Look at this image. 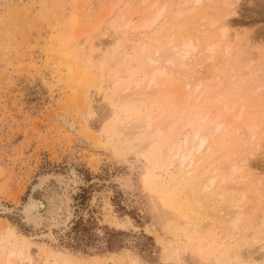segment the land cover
Instances as JSON below:
<instances>
[{"label": "rangeland", "instance_id": "1", "mask_svg": "<svg viewBox=\"0 0 264 264\" xmlns=\"http://www.w3.org/2000/svg\"><path fill=\"white\" fill-rule=\"evenodd\" d=\"M161 7L152 27L137 28ZM204 16L199 47L215 41L218 47L194 77L204 97L195 107L200 116L210 113L201 124L232 120L235 112L215 110L220 102L240 104L241 93L247 106L234 126L260 122L264 0H0V204L14 210L0 214V264L10 253L12 264H229L235 250L247 264H264V221L258 224L252 189L218 179L203 198L196 186L198 177L230 159L232 131L214 137V150L164 195L148 193L144 184L147 172L149 178L150 172L163 175L153 163L163 148L158 154L156 144L146 145L147 132L128 129L147 118L162 127L181 108L178 93L169 92L177 80L150 86L155 66L142 60L143 52L177 42L188 24ZM120 57L123 63L114 65L112 58ZM186 103L185 118L195 109ZM161 130L166 145L175 131ZM125 138L140 144L131 149L136 141ZM258 141L251 170L262 186L264 136ZM175 171L174 162L168 176ZM70 172L81 183L70 191L72 220L54 240L38 239L41 233L19 216L27 195L40 176ZM116 177L126 179L125 188ZM244 192L242 214L231 227L229 204ZM168 197L180 215L164 213Z\"/></svg>", "mask_w": 264, "mask_h": 264}, {"label": "bare ground", "instance_id": "2", "mask_svg": "<svg viewBox=\"0 0 264 264\" xmlns=\"http://www.w3.org/2000/svg\"><path fill=\"white\" fill-rule=\"evenodd\" d=\"M145 1L146 0H143V2ZM194 2L197 3L199 0H194ZM162 11L163 8L161 7L153 16L143 19L137 28L148 29L152 27L153 24L159 20ZM205 17L206 16L196 23L188 24L177 42L173 43L170 41L164 46L158 47L152 51L145 50L143 52L144 55L142 60L155 66L152 72V78L150 79V86L157 85L156 81L159 79L164 80V82L161 83L162 87L165 86L166 81L169 79L177 80L178 83L171 86L169 92L178 93L177 97L179 98V102H182L180 103L181 108L166 116L163 120L162 127H153L152 120L147 118L142 122H135L136 124H132L128 129L131 130L130 133L132 132V134L134 132H136V134L147 132V137L145 139V142L147 143L146 145L151 147L156 144L155 150L158 154L162 152V150H158V148H163V157L158 156L162 157L160 159L154 158L153 163L159 162L155 168L164 176H155L150 172L151 177L155 178V183H153L151 177L149 178L148 172L147 176L144 177L146 191L148 193L157 192L160 194L168 192L169 188H172L176 182L189 176L192 171L195 170L194 166L201 163L203 154L208 150H214L216 145L214 137L218 136L225 130L232 131V138L230 139L234 145L230 150V159L225 161V164L222 167L215 168L210 174L206 173L198 177V183L196 186L201 188V192L204 194L203 198H206L205 195L211 192L215 181L218 179H221L222 182L224 180L230 182L231 186L236 189H242L243 191H247L249 188L252 189L251 197L256 201L255 207L259 210L256 218H260L261 220L258 224H262L264 221V183L260 186L261 180H259V173H256V171L253 173L251 170L253 169L251 159L255 156L253 152L261 148L258 138L264 136V118L258 123H248L238 127L234 126L235 122L241 117L243 109L247 106L245 95L241 93L238 97L240 104L236 103L234 100L233 102H220L216 107V114L219 111L221 112V110L227 111V113L235 112V117H233L232 120H229L228 123L223 120L217 122L215 117L211 122L207 121L206 125L201 124L202 122L204 123L207 115H210V113L208 114L206 112L203 116H200L197 108L204 100V97L199 90V80L194 77L195 73L198 72V69H203L210 64L211 56L218 47V41L206 45L205 48L199 47V43L204 40L202 27L206 24L204 21ZM229 51L230 48L227 46H224L222 49L223 55L226 57L229 55ZM112 60L114 65L119 66L123 63L124 59L123 57H120L119 59L112 58ZM113 80H116V76ZM140 84L141 82L137 85L140 86ZM261 87L262 85L258 84L255 88V92H258ZM186 100L187 102L190 101L189 104L191 108L197 106L195 109L189 108L190 110H193V112L191 111L192 114L186 113V118L191 116L189 117V119L191 118L190 120L186 119L185 116L182 117L181 114V110L183 109L182 104H186L187 107L189 106L186 103ZM236 105L238 106L237 109H235ZM187 107L185 108L187 109ZM192 119L195 120L193 121ZM161 129H165L167 132L175 131V135L169 136L170 138L166 140L168 141L167 143L165 141L166 145H164L163 142L164 138H167L168 135L163 134ZM130 133L126 132L125 137H128ZM133 138L130 139L136 142L132 141L133 144H131V149L140 144V142H137L138 139ZM130 139L125 138L124 143ZM174 162L176 164L174 176H168V167L173 166ZM74 173L75 172H70L68 176L62 174H44L40 176L31 187L27 195L26 204L19 212V216L27 225H30L34 231L38 230L41 233L39 234L41 236L35 235L38 239L41 238L44 240L46 239L47 241H52L56 236L55 234H57L55 232L63 233V231L65 232L67 230L73 217L70 191L80 183L79 178ZM115 180L122 189L125 188L126 179L124 177H116ZM221 181H219V183ZM245 192L242 197H240V200H232L231 204H229V207L233 208V211L231 212L233 220L229 223L231 227L235 226V219H238L242 214L240 202L245 197ZM171 200L172 197H168L166 200L167 202L165 201L166 204L163 206L164 213L167 214V210H169L170 215H176L177 213L180 215L179 211L173 207ZM209 202L211 205H214L218 200H216L215 197V199H212ZM12 212H14L13 209L0 204V214H8ZM213 212L222 217L220 211ZM185 220V222L189 221L187 219ZM177 250L179 252L180 249ZM29 251L30 250H27V256L30 254ZM38 251L44 253V248L41 247ZM11 255H13V253H10L8 256L6 260L7 264H12ZM230 257L231 262L229 264H247L246 258L244 262L241 261L242 257H240L238 250H235ZM260 259H264V252H262ZM248 260L250 263L253 261V259Z\"/></svg>", "mask_w": 264, "mask_h": 264}]
</instances>
